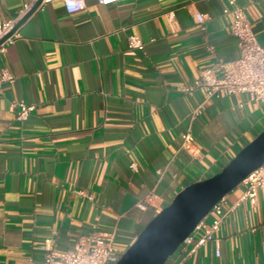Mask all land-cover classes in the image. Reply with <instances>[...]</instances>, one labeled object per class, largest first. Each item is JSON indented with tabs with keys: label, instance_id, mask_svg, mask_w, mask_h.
<instances>
[{
	"label": "crops",
	"instance_id": "obj_1",
	"mask_svg": "<svg viewBox=\"0 0 264 264\" xmlns=\"http://www.w3.org/2000/svg\"><path fill=\"white\" fill-rule=\"evenodd\" d=\"M264 47V0H236ZM31 0H0V21ZM228 0H86L68 13L45 4L0 47V264H38L96 228L123 253L187 186L219 172L264 130V105L246 95L205 100L185 92L239 49ZM200 15H206L203 23ZM138 37L143 49L130 47ZM214 48L213 51L210 49ZM35 105L26 120L15 104ZM191 129L193 153L181 148ZM136 164L137 171L131 168ZM225 197L214 243L185 264H264V194ZM154 195L150 204L146 199ZM145 204V207L141 205ZM195 243L166 264H177Z\"/></svg>",
	"mask_w": 264,
	"mask_h": 264
},
{
	"label": "built area",
	"instance_id": "obj_2",
	"mask_svg": "<svg viewBox=\"0 0 264 264\" xmlns=\"http://www.w3.org/2000/svg\"><path fill=\"white\" fill-rule=\"evenodd\" d=\"M55 1L58 0H43L38 9ZM62 1L70 14L83 11L86 7V0ZM121 1L126 0H98V3L109 5ZM37 2L38 0H31L29 4H26L16 19L0 21V41L14 29ZM228 4L229 7L224 10V13L233 16L231 32L237 40L239 56L231 62L219 60L214 68L204 69L193 86L183 89L188 93L202 89L205 93V100L194 111V116L200 115L211 99H222L239 94L248 96L252 103L264 105V47L260 44L245 9L239 6L236 0H228ZM205 20L206 15L198 17L200 23ZM129 44L131 48L143 49V43L138 37H131ZM210 50L213 51L214 48ZM14 81L15 77L8 70L0 72V89L4 84H12ZM15 107L21 120L28 119L36 109L35 105H30L22 100L18 101ZM181 148L193 153L195 138L191 129L182 136ZM131 168L137 171L136 164H132ZM241 186L244 187L241 201L255 203L258 193L264 194V164L249 174ZM154 197V195L149 196L145 204H150ZM145 204L141 207H145ZM239 204L237 203L230 210H225V197L218 202L179 247L180 249L195 243L194 247L186 252L177 264H185L191 255L207 243H214L216 255L220 257L221 243L217 234L228 214L235 210ZM122 255L123 252L115 245L114 233H102L95 228L89 235L79 237L73 249L62 251L55 247H46L44 259L38 264H116Z\"/></svg>",
	"mask_w": 264,
	"mask_h": 264
},
{
	"label": "water",
	"instance_id": "obj_3",
	"mask_svg": "<svg viewBox=\"0 0 264 264\" xmlns=\"http://www.w3.org/2000/svg\"><path fill=\"white\" fill-rule=\"evenodd\" d=\"M43 0L0 41L12 38ZM264 164V130L243 147L218 174L187 186L140 233L116 264H166L213 207Z\"/></svg>",
	"mask_w": 264,
	"mask_h": 264
}]
</instances>
